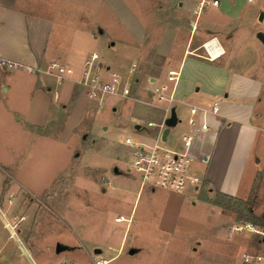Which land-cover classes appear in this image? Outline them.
Segmentation results:
<instances>
[{"label":"rangeland","instance_id":"1","mask_svg":"<svg viewBox=\"0 0 264 264\" xmlns=\"http://www.w3.org/2000/svg\"><path fill=\"white\" fill-rule=\"evenodd\" d=\"M122 1L150 28L145 49L152 41V31L163 35L167 29L171 34H183L196 29L205 17L197 0ZM239 1V21L247 23L241 29L239 49L254 52L256 33H264V0ZM59 2L61 7L68 3L75 6L84 26L96 29L99 22L105 28L98 39L84 41V51L95 49L106 59L124 55L133 38L111 5L99 0ZM56 15L59 21L66 16L61 11ZM72 20L77 22V18ZM248 23L256 27L255 34ZM234 31L224 32L226 40ZM261 46L262 52L255 49V57L261 61L254 66L258 74H264ZM174 54L170 65H177ZM142 63L147 67L146 60ZM166 84L171 91L173 82L167 80ZM138 87L132 88L133 97L151 103V94L143 98ZM11 94L0 96V174L8 186L11 181L19 185L21 192L12 194L7 205L0 201L4 211L0 213L9 219L7 226L0 221V264H237L244 253L264 255V233L234 229L252 223L264 232L259 224L264 220L260 180L243 204L209 195L204 184L197 193L193 188L181 194L163 188L142 189L137 176L127 171L129 147L124 139L127 135L144 139L132 122L154 116V106H134L111 96L88 114L96 127L94 133L84 132L82 124L64 139L58 135L70 109L61 108L40 130L43 134L35 135L26 129L25 120L16 121L14 115V111L27 112L23 93L17 92L13 100L6 101L4 97ZM115 102L123 106L121 111L111 109ZM189 102L177 105L183 119ZM164 145L170 146V141ZM58 243L68 249L58 252ZM131 249H135L133 254Z\"/></svg>","mask_w":264,"mask_h":264},{"label":"crops","instance_id":"2","mask_svg":"<svg viewBox=\"0 0 264 264\" xmlns=\"http://www.w3.org/2000/svg\"><path fill=\"white\" fill-rule=\"evenodd\" d=\"M99 1L113 7L122 23L125 21L123 25L133 38L120 58L111 56L106 59L99 54L111 71L127 77L130 66L137 63V82L132 88L139 86L138 93L143 98L151 94L150 88L155 82L166 83L170 69L179 72L178 79L171 81V91L175 96L172 105L177 122L170 127L167 136L170 147L184 150L181 136L191 131V107L198 108L200 120L202 112H207L210 128L194 135L190 149L194 157L193 167L195 165L194 169L202 172L199 174L203 177L207 193L246 204L260 180L258 192L261 197L264 193V74H258L254 66L259 64L255 53L256 50L263 51V42L257 37L256 27L248 23L252 25L253 34L256 33L257 49L252 48L254 52L245 53L239 49L241 29L247 27V23L239 21L242 13L240 1L219 0L218 7L207 6L200 12H205V17L195 24L196 29L189 32L171 34L166 29L161 35V32L152 31L148 49H145L144 41L150 28L143 25L122 0ZM68 2L65 0V3ZM59 3V0H0V58L19 62L25 67L41 68L40 72L32 73L27 69H10L0 65V96L12 93L10 98L4 97L10 101L17 92L23 93V105L27 112L14 111V115L16 121L25 120L26 129L35 135L43 134L40 130L61 108L70 109L58 135V138L65 139L82 124H85L84 132L95 131L94 121L87 117L90 111L100 106L86 95L77 80L88 56L98 52L95 49L84 51V41L98 39V33H104L105 28L99 22L96 29L84 26L79 21L81 12L75 6L68 3L61 7ZM60 11L66 14L61 21L56 15ZM69 18H77V22ZM198 25L203 29L197 30ZM230 29L235 31L226 40L224 32ZM211 39L221 46L217 51L221 52L219 57L203 56L206 54L203 43ZM118 41L110 45L115 46ZM121 44L124 45L123 40ZM173 53L177 65L168 63ZM54 60L72 66L74 76L58 83L48 70ZM145 60L147 67L142 63ZM117 97L132 102L134 106L139 103L157 109L154 116L132 122L136 132L144 138L139 141L152 142L160 133L159 127L146 125L149 121L160 123L171 116L164 110L166 103L152 97L149 104L145 99L133 97V93L128 97ZM187 100L190 102L183 119L177 112V105ZM118 103L120 105V102L110 104L113 111L123 109ZM214 106L217 107L215 113L212 111ZM87 119L90 122H86ZM20 192L19 185L11 181L8 186L5 176L0 174V201L3 205L8 204L12 194L20 195ZM258 192L254 194L255 198ZM2 214L0 221L7 226L9 219L5 213Z\"/></svg>","mask_w":264,"mask_h":264},{"label":"built area","instance_id":"3","mask_svg":"<svg viewBox=\"0 0 264 264\" xmlns=\"http://www.w3.org/2000/svg\"><path fill=\"white\" fill-rule=\"evenodd\" d=\"M252 1V0H249ZM198 8L201 12L205 7L212 5L218 7L219 0H197ZM214 39V38H213ZM208 40L203 43L206 54L205 57H218L221 52H217L221 46L219 42ZM0 65L10 69H27L29 72H40V67H25L23 64L5 58H0ZM48 70L53 74L58 83H63L72 78L75 70L69 64L54 60L51 61ZM138 64L133 63L129 68V75L123 76L118 72L110 70L109 66L103 63L98 52H92L85 61L78 84L85 90L86 95L98 106L103 105L107 98L112 95L128 97L132 94V86L137 82L136 73ZM179 72L175 69L168 71V80L176 81ZM151 97L158 102L166 103L164 110L167 114L174 109L172 103L175 101L173 91L168 90V85L164 82L154 83L150 88ZM214 113L217 107L214 106ZM189 124L191 131L184 133L181 140L184 150H178L170 146H165L167 141L163 140V129L166 127V120L160 123L149 121L148 127H159L160 133L154 137L152 142L139 141L131 136H126L124 144L129 147L128 172L137 176L140 187L163 188L175 193H184L189 188L199 190L203 184V177L194 169V157L191 154V146L194 135L207 131L210 128L207 120V112H202V119L198 118L199 110L193 106L190 108ZM237 231L248 229L254 232L264 233L256 228L252 223L239 224L234 227ZM237 264H264V255L244 253Z\"/></svg>","mask_w":264,"mask_h":264},{"label":"water","instance_id":"4","mask_svg":"<svg viewBox=\"0 0 264 264\" xmlns=\"http://www.w3.org/2000/svg\"><path fill=\"white\" fill-rule=\"evenodd\" d=\"M262 18V14L260 15V19ZM257 37L263 42V44H264V33L263 32H258L257 33ZM176 122H177V115H176V112H175V109H173L172 110V113H171V116L165 121V123H166V128H165V130H164V132H163V140H167V136H168V134H169V131H170V127L171 126H173V125H175L176 124ZM65 249H68V246L67 245H63V244H61V243H58L57 244V248H56V250L58 251V252H60V251H62V250H65ZM100 251V249L99 248H97L96 249V252H99ZM135 252V249H131L130 250V253L131 254H133Z\"/></svg>","mask_w":264,"mask_h":264},{"label":"trees","instance_id":"5","mask_svg":"<svg viewBox=\"0 0 264 264\" xmlns=\"http://www.w3.org/2000/svg\"><path fill=\"white\" fill-rule=\"evenodd\" d=\"M249 214L252 216L254 215L252 210H249ZM252 216H250V217L248 216L247 219H252ZM253 217H255V216H253ZM259 224L264 227V220L259 221Z\"/></svg>","mask_w":264,"mask_h":264}]
</instances>
